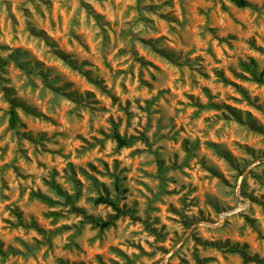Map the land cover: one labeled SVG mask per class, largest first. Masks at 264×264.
<instances>
[{
  "label": "rangeland",
  "instance_id": "374dc122",
  "mask_svg": "<svg viewBox=\"0 0 264 264\" xmlns=\"http://www.w3.org/2000/svg\"><path fill=\"white\" fill-rule=\"evenodd\" d=\"M245 2L0 0V264H264Z\"/></svg>",
  "mask_w": 264,
  "mask_h": 264
},
{
  "label": "trees",
  "instance_id": "16d2710c",
  "mask_svg": "<svg viewBox=\"0 0 264 264\" xmlns=\"http://www.w3.org/2000/svg\"><path fill=\"white\" fill-rule=\"evenodd\" d=\"M234 2L238 6H245L246 5L245 0H234ZM258 81L264 83V80H262L261 78H258ZM15 120H16L15 112L12 110L11 111V116H10V123L13 125L15 123ZM113 136H114V139L116 140V142L118 143V145H120V146L125 145V144L128 143V140L124 136H122L119 132H117V131H115L113 133ZM96 201L100 202V203H106V204L110 205L115 211L112 219L98 222V225L100 227L109 226L110 224L113 223V220L115 218L119 217L123 213V210H121V208H119V206L116 203V201L111 199V198H109V197L100 196V197H98L96 199Z\"/></svg>",
  "mask_w": 264,
  "mask_h": 264
}]
</instances>
